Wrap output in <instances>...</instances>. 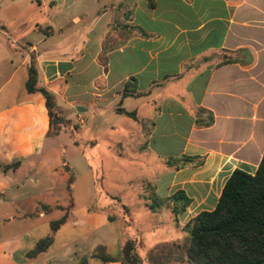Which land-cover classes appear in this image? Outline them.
<instances>
[{
    "label": "crops",
    "instance_id": "crops-1",
    "mask_svg": "<svg viewBox=\"0 0 264 264\" xmlns=\"http://www.w3.org/2000/svg\"><path fill=\"white\" fill-rule=\"evenodd\" d=\"M0 24V264H78L112 242L118 260L127 241L141 264L166 259L167 246L191 264L186 225L215 210L234 171L255 175L264 155V0H0ZM31 67L65 117L83 108L81 132L92 111L117 134L106 148L124 152L112 157L156 158L143 161L156 169L155 197L189 200L176 220L167 207L146 210L135 235L114 237L120 222L103 215L91 168L76 175L68 157L85 166V150L51 133L46 98L27 91ZM52 213L65 218L55 232ZM47 237L52 245L29 257Z\"/></svg>",
    "mask_w": 264,
    "mask_h": 264
},
{
    "label": "trees",
    "instance_id": "trees-1",
    "mask_svg": "<svg viewBox=\"0 0 264 264\" xmlns=\"http://www.w3.org/2000/svg\"><path fill=\"white\" fill-rule=\"evenodd\" d=\"M36 84L37 72L31 67L26 83L27 91H38L44 95L51 117V133H56L58 131L54 132L55 119L57 120L53 113L56 105L54 96L45 89H37ZM128 95L130 92L127 86L123 96ZM118 113L137 119L134 112L118 109ZM209 120H212L211 114ZM159 202L155 206L149 205V210L155 212L162 204L171 209L176 220L189 200L179 191L169 200ZM64 221L65 218H62L53 222V232ZM184 231L188 235L185 254L191 264H264V155L255 175L241 170L234 171L223 188L215 210L198 214L186 225ZM52 242V237L39 241L28 256L36 257L44 253ZM89 257L101 258L103 262L117 260L103 258L95 251L82 257L78 264H86ZM117 261L122 264L140 263L133 241L125 243L122 256Z\"/></svg>",
    "mask_w": 264,
    "mask_h": 264
},
{
    "label": "rangeland",
    "instance_id": "rangeland-1",
    "mask_svg": "<svg viewBox=\"0 0 264 264\" xmlns=\"http://www.w3.org/2000/svg\"><path fill=\"white\" fill-rule=\"evenodd\" d=\"M6 4L8 5L9 2H6ZM13 15V10L7 11L8 18H12ZM1 28L0 24V29ZM9 30L11 33H15L12 26ZM0 32H2V30H0ZM13 34L10 37L11 41L13 40ZM55 104L53 113L54 118H57V120L55 119L54 127L56 130L54 132L63 130L67 134L69 146H72L77 150V145L80 144L85 150L87 160L85 166L78 162L79 160H77V156L75 154L68 156L71 159V165L75 168L74 172L78 175V173H85L89 168H91L92 175L96 179L95 185L97 194L102 199L104 208L103 215L106 218L111 217L113 222L116 224L120 222L121 227L119 226V229L118 227L112 229L114 237L119 238L126 236L128 235V232L130 236L135 235L134 231L137 226L140 225V221H143L142 214L149 210V205L153 204L155 206L157 202L163 201L155 197V192L152 187V180L156 177V169L154 170L151 165L150 167L147 165L145 166L143 162L145 161L146 163L153 164L156 162V158L152 156L146 159L141 158L135 160L132 164L129 163L130 161L112 157L110 152L113 151L114 153H121L122 155L124 150L119 147L113 148L112 150L106 148V144L109 142L110 138L115 137L117 134L110 132L107 129V126L103 124L100 116H94L92 111H89V114L87 113L89 119L86 123V129L84 132H81L83 120L79 119L78 109L75 108L69 111L68 116L65 117L66 111L60 108V106L63 107L64 105L60 102H56ZM123 127L126 129L125 124ZM98 130L99 132H97ZM95 140H97L98 144L96 146H92ZM125 145L126 143L123 146ZM69 151L74 152L73 149H70ZM117 174L123 175L117 178ZM143 176H149L151 178L150 183L145 181L140 182L139 178H142ZM80 179L75 184L73 189L76 200L83 193V185L86 178ZM129 179H132V181ZM60 192V190L57 191V194H61ZM115 193H120L121 196L119 197L113 195ZM159 208H166V206L161 204ZM169 210L171 211L170 208ZM170 213L172 214V212ZM167 214L168 213L165 211L164 218ZM59 215L60 214L58 213H52L49 215V218L55 221L58 219ZM76 217H78V213L76 214ZM144 233L146 237L153 236V234L149 231H145ZM166 233L169 236L172 235V237L175 235L172 230ZM112 245L113 246L109 248L107 247L106 249L102 247V249L97 250V252L103 258H109L111 256L116 257L119 255V247H117L118 249L115 247V242H112ZM176 249L173 246L162 248L161 252L164 254L166 259L158 261L156 264H183L184 256L182 252H178ZM154 263L155 262H153V264Z\"/></svg>",
    "mask_w": 264,
    "mask_h": 264
},
{
    "label": "water",
    "instance_id": "water-1",
    "mask_svg": "<svg viewBox=\"0 0 264 264\" xmlns=\"http://www.w3.org/2000/svg\"><path fill=\"white\" fill-rule=\"evenodd\" d=\"M77 109H78V111H84V110H83V108H80V107H79V108H77Z\"/></svg>",
    "mask_w": 264,
    "mask_h": 264
}]
</instances>
